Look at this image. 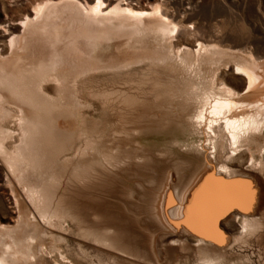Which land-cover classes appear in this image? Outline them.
I'll use <instances>...</instances> for the list:
<instances>
[{"label":"bare ground","instance_id":"1","mask_svg":"<svg viewBox=\"0 0 264 264\" xmlns=\"http://www.w3.org/2000/svg\"><path fill=\"white\" fill-rule=\"evenodd\" d=\"M15 1L28 8L0 19V163L17 216L0 227V264H33L47 248L66 264L42 239L73 225L132 256L145 217L177 196L194 264H237L222 221L261 243L264 180L235 176L234 162L264 157V51L194 33L197 1Z\"/></svg>","mask_w":264,"mask_h":264},{"label":"rangeland","instance_id":"2","mask_svg":"<svg viewBox=\"0 0 264 264\" xmlns=\"http://www.w3.org/2000/svg\"><path fill=\"white\" fill-rule=\"evenodd\" d=\"M190 1L195 3L197 1V5H199V15L188 20L194 33L208 38L212 43L221 40L222 46H233L235 41H238L253 51H264V0ZM179 3L180 0H174L173 5L177 6ZM26 8L28 7L15 0H0V19L5 18L7 21L19 19L24 15ZM169 8L171 9V7ZM261 160L264 162V157L260 159L258 155H255L252 162L247 164L246 161H243L240 167L238 161L234 162L237 165L235 167L237 172L234 175L249 180L253 179V181H259L260 178L264 180V172L260 170L258 164ZM7 177L8 169L0 163V227L14 225L12 219L17 216L12 194H18V189L14 184L6 183ZM182 187H186V184H183ZM163 189L164 187H161L156 193L160 195ZM181 202L182 198L177 196L176 203L165 207L160 216L157 213L154 214L156 215L154 221L145 217V221L142 222L145 232V241L143 242L145 247L132 256L104 249L87 239L74 225L69 231L52 228L54 233L52 232L51 236H45L42 242L47 247L50 246L51 240L56 246H62L64 254L69 258L66 264H177L181 257H187V264H194L200 261L199 255L195 252L194 241L197 235L179 216ZM149 206L146 207L149 209ZM259 208L260 205L257 202L254 214L250 216H259L257 211ZM144 212L147 216V212ZM90 215L94 218V214ZM226 222L222 221L219 224V231L225 237L222 251L226 252L225 256L228 257L229 262L235 260L237 264H264V237L261 243H258L255 238L247 240L246 244L242 243L241 240L237 241L240 228L238 226L227 227L228 223ZM27 232H29L28 229L21 232L19 237H25L28 235ZM262 233L264 235V232ZM47 249L48 252L44 254V258L39 252H35L36 261L33 264H55V259H60L61 255L57 253L58 251Z\"/></svg>","mask_w":264,"mask_h":264},{"label":"water","instance_id":"3","mask_svg":"<svg viewBox=\"0 0 264 264\" xmlns=\"http://www.w3.org/2000/svg\"><path fill=\"white\" fill-rule=\"evenodd\" d=\"M245 183H247V182H245ZM250 188H251V186H250ZM220 229V228H219Z\"/></svg>","mask_w":264,"mask_h":264}]
</instances>
